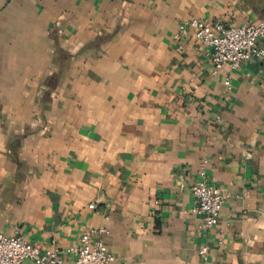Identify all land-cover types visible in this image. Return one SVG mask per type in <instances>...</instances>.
<instances>
[{
    "label": "crops",
    "instance_id": "1",
    "mask_svg": "<svg viewBox=\"0 0 264 264\" xmlns=\"http://www.w3.org/2000/svg\"><path fill=\"white\" fill-rule=\"evenodd\" d=\"M192 18L264 19V0H0L1 232L67 250L107 228L112 264H264V58L213 74L193 30L174 39ZM204 162L231 195L210 230Z\"/></svg>",
    "mask_w": 264,
    "mask_h": 264
},
{
    "label": "built area",
    "instance_id": "2",
    "mask_svg": "<svg viewBox=\"0 0 264 264\" xmlns=\"http://www.w3.org/2000/svg\"><path fill=\"white\" fill-rule=\"evenodd\" d=\"M189 30H193L196 39L210 48L213 74H217L225 65L237 70L245 60L264 58V48L258 44L259 39L264 37V19L227 25L222 21L192 18L181 23L179 32L174 36L179 49L184 48V39ZM225 84L231 88L230 78L225 80ZM190 189L194 195L192 210L200 217L201 227L207 230L216 228L230 193L209 181L205 162L200 168V178L190 185ZM89 207L95 208V204ZM97 233L106 234L109 230H85L79 244L64 250L55 241L50 246H43L28 241L22 234L8 235L0 231V264H27L28 261L35 264H112L116 256L109 251L105 241L96 236ZM224 242L225 235L221 233L219 243ZM209 251L208 244L200 245L198 253L202 260L208 259Z\"/></svg>",
    "mask_w": 264,
    "mask_h": 264
}]
</instances>
